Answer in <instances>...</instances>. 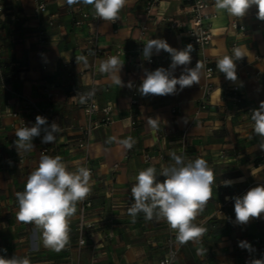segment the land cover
I'll use <instances>...</instances> for the list:
<instances>
[{"label": "crops", "instance_id": "crops-1", "mask_svg": "<svg viewBox=\"0 0 264 264\" xmlns=\"http://www.w3.org/2000/svg\"><path fill=\"white\" fill-rule=\"evenodd\" d=\"M210 1V11L216 14L207 19L211 43L204 48L192 45L190 64L172 72L178 78L185 67L195 68L204 58L211 59L213 88L204 98V67L198 84L183 90L177 85L175 94L144 96L138 90L145 70H170L171 64V55L163 50L153 51L152 63L136 64L141 26L147 28L145 41L163 39L176 50L190 44L184 33L189 13L182 0H159L150 13L146 0H127L115 22L96 17L90 5L70 7L66 0H0V256L27 257L31 264H158L171 237L178 248L172 264L264 262V213L239 224L234 199H225L264 185V149L248 112L264 102V28L256 6L238 17L244 26L239 30L230 27L234 16L218 12ZM39 3L45 6L43 11L38 10ZM81 11L88 16L82 17ZM75 19L82 22L75 24ZM233 42L245 56L234 61L237 79L230 81L216 62L232 55ZM96 46L123 63L117 73L122 86L99 71L102 55L93 52ZM118 48L121 51L116 53ZM80 56L86 63L77 60ZM233 86L239 88L240 101L230 98ZM76 89L93 92L99 105L114 108L113 121L92 130L87 153L77 146L86 116L81 98L74 95ZM28 101L54 117L60 128L45 155L61 156L69 171L85 165L94 170L86 197L91 202L87 219L92 226L85 230V243L77 242L76 210L69 222V242L59 252L44 246L42 230L34 223L16 218V193L24 190L28 175L38 167L45 135L46 123L40 136L33 138L30 152L18 150L17 118L12 113L18 112L28 127L34 126L38 115L27 107ZM149 119H155L157 126ZM128 137L135 140L131 149L120 143ZM109 138H114L111 143ZM172 152L183 155L185 162L205 159L215 175L212 198L193 221L207 232L199 241L183 245L176 242L166 221H146L141 212L133 222L128 213L138 172L153 166L162 182L159 172L174 163ZM145 154L151 159L145 160ZM225 180L233 183L224 186ZM240 242L252 246L249 256ZM198 249L203 251L198 254Z\"/></svg>", "mask_w": 264, "mask_h": 264}, {"label": "clouds", "instance_id": "clouds-1", "mask_svg": "<svg viewBox=\"0 0 264 264\" xmlns=\"http://www.w3.org/2000/svg\"><path fill=\"white\" fill-rule=\"evenodd\" d=\"M68 6L76 4L90 5L96 17L104 21L115 22L119 19L120 11L125 7L127 0H66ZM218 12H226L230 16L242 17L252 6L257 7V16L264 20V0H214ZM158 54L161 50L171 55L170 70L159 67L154 71L145 70L144 79L139 86L141 95L147 96L169 95L199 83L201 70L204 67L197 62L195 68H184V72L177 78L172 72L177 66H186L191 62L192 45L184 50H176L163 39H148L144 43L143 56L150 58L153 51ZM245 54L240 48L234 47L232 55H224L216 62L217 69L225 74L226 79L235 81L236 64ZM77 60L84 61L83 56ZM123 63L115 57H109L99 65L101 73L108 74L119 87L122 80L117 75ZM131 87V85H128ZM94 95L89 92L81 96V103H85ZM254 133L261 138V149H264V102L251 114ZM46 123L45 118L36 117V123L32 127L16 129V145L18 150L30 152L33 148L32 140L40 136L41 126ZM149 123L157 126L155 119H149ZM60 128L57 124L51 125V130L45 129V135L41 143L49 144L56 141ZM109 138L108 142L111 143ZM128 149L135 144L132 137L120 141ZM174 162L167 167H161L159 175L164 177L162 182L157 180V169L149 166L140 170L135 177V184L131 188V196L134 200L128 209L133 222L139 213H144L146 221L164 220L169 228L175 232V240L183 245L189 241H199L207 232V228L199 226L193 221L203 211L207 202L212 198V185L215 182L213 170L203 158L187 160L183 155L171 153ZM91 170L87 167H79L76 171H69L62 157L42 154L38 167L32 171L26 180L23 191L16 193L19 211L16 218L23 223H34L42 230L43 244L45 247L59 252L69 242V222L75 215L77 203L83 201L91 193ZM233 181L225 180L224 186H231ZM226 200L234 199V212L236 221L245 224L250 218H258L264 213V185L251 188L242 197H225ZM239 246L248 248L247 242H240ZM203 250L198 249L200 254ZM0 264H31L27 257L17 258L13 256L6 259L0 256ZM255 264H264L257 260Z\"/></svg>", "mask_w": 264, "mask_h": 264}, {"label": "built area", "instance_id": "built-area-1", "mask_svg": "<svg viewBox=\"0 0 264 264\" xmlns=\"http://www.w3.org/2000/svg\"><path fill=\"white\" fill-rule=\"evenodd\" d=\"M159 2V0H146V12L150 13L152 9L156 6V4ZM183 3V9H185L189 13V19H188V26L184 29L185 36L187 38V41L191 45H195L198 48H204L208 46L211 43L212 40V32L210 28V23L207 22V19L211 17H215L216 14L210 11L211 1L210 0H182ZM38 10L43 11L45 9V6L42 3H39L37 5ZM82 17H87V12L81 11ZM75 24H80L82 22L81 19H75ZM174 22L173 24H175ZM261 24L264 28V20H261ZM230 27L232 29H239L244 30V26L239 24L238 17H233V19L230 22ZM147 36V28L146 26H141L140 29V37H139V49L138 53L136 55V64L140 66L143 62L152 63L153 57L150 56V58L145 59L143 56V47L144 43L146 41L144 40ZM94 42V41H93ZM94 44V43H93ZM234 47H237V43L233 42L230 46V51L232 53V50ZM121 49H117L116 53H119ZM93 52L96 54H101L100 63L102 61L107 60L109 57H112L109 52L102 49L99 46L94 47ZM204 64V76L207 79L204 87V98L208 96L210 91L213 88V83L210 81L213 73H214V66L212 64L211 59L204 58L203 60ZM135 86V84H133ZM231 93L230 98L233 101H240L241 100V93L239 91V88L237 86H233L229 90ZM89 92H84L81 89H76L74 92V95H77L81 98L82 95L87 94ZM27 107H31V109H34L37 113V115L45 118L46 125L44 127V133L45 129L51 130V125L53 123L56 124V120L54 117L48 115L45 110H42L41 108L37 107L32 101L27 102ZM83 110L86 116L85 123L82 127L81 134L79 139L77 140V146L80 148L84 153H87L88 146H89V136L92 132V130L100 125L104 124H110L113 121V105L106 104V105H99L95 99V97L92 95L90 99H88L85 103H82ZM200 107L204 108L205 104L204 102L200 103ZM248 112L252 113L253 108L249 107ZM12 115L17 118V127H28L27 120L24 117H21L18 112H13ZM56 133H54L55 135ZM50 151V148L48 144L42 145L40 152L42 154H45ZM157 156L159 158H163V153H158ZM151 156L149 154H145V160H150ZM261 159H264V153L261 156ZM116 166V164H115ZM88 169L91 170V174L93 175L94 170L89 165H85ZM91 175V177H92ZM264 184V179L261 182ZM91 206V202L85 198L83 201L78 202L77 205V222L75 226V232L78 238V244L83 245L85 243L84 233L87 228H90L92 226V222H89L87 219V209ZM178 248L175 244V241L173 238L169 237L166 244V252L165 254L159 259L158 264H172L175 261L176 255H177ZM252 252V246L249 245V247L246 249V253L249 256ZM246 263L248 260L245 261ZM80 264V263H79Z\"/></svg>", "mask_w": 264, "mask_h": 264}]
</instances>
